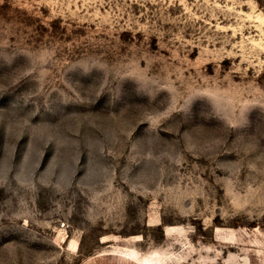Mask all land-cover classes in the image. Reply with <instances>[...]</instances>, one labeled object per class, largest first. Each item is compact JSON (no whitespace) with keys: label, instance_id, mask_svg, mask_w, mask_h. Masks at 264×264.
I'll use <instances>...</instances> for the list:
<instances>
[{"label":"rangeland","instance_id":"374dc122","mask_svg":"<svg viewBox=\"0 0 264 264\" xmlns=\"http://www.w3.org/2000/svg\"><path fill=\"white\" fill-rule=\"evenodd\" d=\"M0 264H264V0H0Z\"/></svg>","mask_w":264,"mask_h":264}]
</instances>
